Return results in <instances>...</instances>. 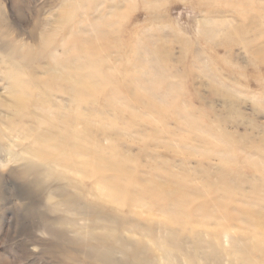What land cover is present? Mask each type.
Instances as JSON below:
<instances>
[{"label": "rangeland", "instance_id": "1", "mask_svg": "<svg viewBox=\"0 0 264 264\" xmlns=\"http://www.w3.org/2000/svg\"><path fill=\"white\" fill-rule=\"evenodd\" d=\"M99 32L108 47L102 69L109 85L77 110L66 94L49 91L38 79L52 82L57 75L52 55L64 63L62 40L72 44ZM47 39L55 50L43 47ZM157 49L167 55L164 68L149 57ZM150 64L154 69L145 72L143 66ZM12 66L35 82L37 95L31 99L40 96L61 112L86 116L102 150L115 148L146 180L161 181L158 171L169 169L198 183L206 200L214 195L225 201L224 210L210 205L199 221L187 222L181 263L197 251L196 264L205 262L201 257L209 264H228L237 237L252 232L256 236L244 245L261 241L250 259L264 264V0H0V101L14 99L9 80L2 79ZM134 78L142 81L138 92L153 108L127 94L124 86ZM111 85L124 101H109ZM149 89L157 93L149 95ZM32 110L44 117L53 111L30 105ZM11 114L0 106L1 121ZM32 124L18 127L44 129ZM12 140L15 144L0 138V264L85 263L82 243L91 242L89 231L102 230L89 228L77 210L64 208L57 190L80 176L28 155L36 142ZM26 161L39 167L37 179L18 175ZM63 173L67 180L58 177ZM81 183L80 201L104 197L93 179ZM124 215L138 221L150 217L140 208L126 209ZM196 233L199 248L193 245ZM70 239L79 243L73 247ZM132 239L152 246L149 237L134 234Z\"/></svg>", "mask_w": 264, "mask_h": 264}, {"label": "bare ground", "instance_id": "2", "mask_svg": "<svg viewBox=\"0 0 264 264\" xmlns=\"http://www.w3.org/2000/svg\"><path fill=\"white\" fill-rule=\"evenodd\" d=\"M83 1L94 3L97 0ZM72 12L70 11L65 15V22L71 19ZM60 30L61 28H59ZM53 32L54 35L57 34L56 30ZM71 32V27L67 28V33ZM90 37L80 38L73 41L72 44L62 40L64 63H59L57 56L52 55L58 66L57 75L51 78L52 82L47 81L46 78L38 79L46 85L49 91L57 90L66 94L69 103L74 104L77 110L89 104L88 97L103 92L110 80L102 69L104 54H107L108 47L103 42L100 32L96 36ZM52 43L50 39H47L42 44L43 47H50L55 50L56 48L52 46ZM149 57L156 59L155 62L162 68L166 66L167 55L160 49L149 52ZM153 67L151 64L143 66V70L150 72L154 69ZM2 79L9 80L8 92L14 96V99L8 102L0 101V106L11 110L12 113L11 116L9 115L10 117L5 118L4 122L0 120V125L5 127L4 130L0 131V138H6L13 144H15V141L12 140L14 138L30 139L38 145L29 149L28 155L40 158L41 161L48 162V164L71 174H77L81 178L80 181L68 180V183L59 185L57 190L64 208L77 210L83 219L89 220V228L102 230L101 232L89 231L88 235L91 242L84 244L81 242L88 257V260L83 264H183L179 258L187 245L184 240L188 241V237L182 234L187 222L190 220L199 221L201 214L208 213L210 205H215L219 210H224L225 201L216 199L214 195L206 200L203 193L200 192L202 187H199L198 183L188 180L184 175L176 177L169 169H166L163 174L158 171L157 175L164 176L161 181L146 180L137 172V169L128 166L126 159L118 156L115 148L112 146L105 148L113 151L107 154L108 150H102L101 145L92 137L95 133L91 130L86 116L81 118L64 111L61 112L57 105L40 96L31 99L33 94L37 95V87L30 75L12 66L8 72L4 73ZM131 85L126 84L124 86L127 94L137 101H144L148 109L153 108V104H149L147 101L148 98H144L138 92L142 81L134 78ZM151 88L157 90L153 86ZM153 90L152 92L150 89L147 90V94H156L157 92ZM107 96L111 103L119 101V99L124 101L112 85L107 91ZM30 105L41 110L53 109V111L49 110L51 115L44 117L37 110L29 111ZM183 114L188 115L187 111ZM27 121L33 124H43L44 129L41 127L35 129L33 126L30 129L18 127L19 124ZM75 124H81V128H77ZM188 125H194V123L190 122ZM18 145L21 144L18 142ZM9 153L12 154L11 150ZM18 175L20 177L32 175L33 178L37 179V176L40 175V169L37 164L26 161ZM58 177L60 180L68 179L64 173ZM84 179H93L94 184L100 188L99 190L104 197L98 201H80L84 196L82 193H84L85 187L81 183ZM77 190L81 193L76 192ZM263 201L257 200V203L262 204ZM130 208H140L142 213L149 214L150 217L140 220V222L124 215V211ZM244 213L241 212L243 217ZM133 214L136 215V212ZM154 215H159L163 219H157L153 217ZM175 225L179 228H176ZM251 233L237 237L236 240L239 243L234 246L230 253L228 264H236V262L257 264L250 259V252L259 249L261 247L259 242L261 241L254 244L250 243L251 245L247 247L244 245L249 237L256 236ZM134 234L143 238L149 237L152 246L147 247L143 239H132ZM181 239L183 240L181 241ZM195 239L197 242L193 245L199 248L200 237L198 233L195 234ZM68 242L74 245L73 247L79 243L75 239H70ZM156 250L160 252L159 255ZM197 253L196 251L188 255L185 264H196V259L199 256ZM201 258L205 261L203 264H209L207 263L208 258Z\"/></svg>", "mask_w": 264, "mask_h": 264}]
</instances>
